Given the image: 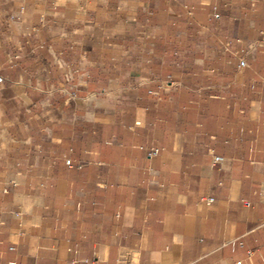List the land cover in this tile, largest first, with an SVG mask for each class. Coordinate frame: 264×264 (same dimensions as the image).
<instances>
[{
	"label": "crops",
	"instance_id": "obj_1",
	"mask_svg": "<svg viewBox=\"0 0 264 264\" xmlns=\"http://www.w3.org/2000/svg\"><path fill=\"white\" fill-rule=\"evenodd\" d=\"M0 77V264H264V0H0Z\"/></svg>",
	"mask_w": 264,
	"mask_h": 264
},
{
	"label": "built area",
	"instance_id": "obj_2",
	"mask_svg": "<svg viewBox=\"0 0 264 264\" xmlns=\"http://www.w3.org/2000/svg\"><path fill=\"white\" fill-rule=\"evenodd\" d=\"M245 65V62L243 61V60H241L240 61V66H244ZM1 77H0V82H1ZM159 153V149L158 148H151L150 150H148L147 152H146V155H147V157H152V156H156L157 154ZM219 157H215L214 158V161L215 162H218L219 161ZM66 163L68 164V165H70L71 164V162L69 161V160H66ZM213 200H214V198L213 197H208V198H206V201L208 202V203H211V202H213ZM247 204V203H246Z\"/></svg>",
	"mask_w": 264,
	"mask_h": 264
}]
</instances>
